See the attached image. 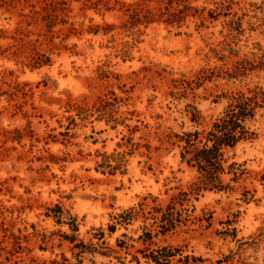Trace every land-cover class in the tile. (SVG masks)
<instances>
[{
    "label": "clouds",
    "instance_id": "9594fccd",
    "mask_svg": "<svg viewBox=\"0 0 264 264\" xmlns=\"http://www.w3.org/2000/svg\"><path fill=\"white\" fill-rule=\"evenodd\" d=\"M0 264H264V0H0Z\"/></svg>",
    "mask_w": 264,
    "mask_h": 264
}]
</instances>
